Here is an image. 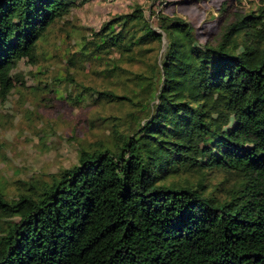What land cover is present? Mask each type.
I'll list each match as a JSON object with an SVG mask.
<instances>
[{"label": "trees", "instance_id": "16d2710c", "mask_svg": "<svg viewBox=\"0 0 264 264\" xmlns=\"http://www.w3.org/2000/svg\"><path fill=\"white\" fill-rule=\"evenodd\" d=\"M90 1L0 0L2 99L63 30L67 75L43 89L125 108L51 181L0 188V264H264V0H225L207 41L164 0L79 26ZM79 69L103 81L79 89Z\"/></svg>", "mask_w": 264, "mask_h": 264}, {"label": "rangeland", "instance_id": "374dc122", "mask_svg": "<svg viewBox=\"0 0 264 264\" xmlns=\"http://www.w3.org/2000/svg\"><path fill=\"white\" fill-rule=\"evenodd\" d=\"M166 13L180 15L196 28L201 41L215 39L222 27L233 16L235 4L225 0H164ZM256 0H244L245 7ZM147 5V0H91L78 7L71 15L79 26L98 27L112 14L129 10L134 3ZM156 6L155 8H157ZM69 26V25H68ZM63 30H55L46 44L51 51L38 66L22 60L16 72V89L6 99L0 97V188L12 196L22 185L20 181H32L43 185L51 181L53 174L77 162L82 147L96 145L112 136V124L117 119H103L109 113L123 115L125 108L111 105L75 103L66 94V83L61 84L65 96L43 89L44 82H55L54 77L66 76L63 69L71 42H60ZM72 49H74V46ZM76 48V47H75ZM67 55V56H66ZM45 71V75L39 73ZM73 76L82 85H99L103 79L92 71L77 70ZM54 87V86H53ZM77 89L73 90L75 96Z\"/></svg>", "mask_w": 264, "mask_h": 264}]
</instances>
